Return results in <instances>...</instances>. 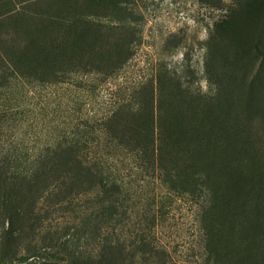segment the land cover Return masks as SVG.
Masks as SVG:
<instances>
[{"label":"rangeland","instance_id":"rangeland-1","mask_svg":"<svg viewBox=\"0 0 264 264\" xmlns=\"http://www.w3.org/2000/svg\"><path fill=\"white\" fill-rule=\"evenodd\" d=\"M113 255L264 264V0H0V264Z\"/></svg>","mask_w":264,"mask_h":264},{"label":"trees","instance_id":"trees-1","mask_svg":"<svg viewBox=\"0 0 264 264\" xmlns=\"http://www.w3.org/2000/svg\"><path fill=\"white\" fill-rule=\"evenodd\" d=\"M152 149H153V152H154V148H153V147H152ZM112 259H113V263H112ZM119 260H120V259H119L117 256H115V255L109 257V261H110V263H112V264H124L123 262H122V263H117ZM99 261H100V260H99Z\"/></svg>","mask_w":264,"mask_h":264}]
</instances>
